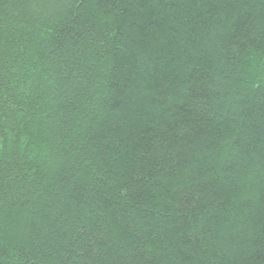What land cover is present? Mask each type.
I'll return each mask as SVG.
<instances>
[{"label": "trees", "instance_id": "trees-1", "mask_svg": "<svg viewBox=\"0 0 264 264\" xmlns=\"http://www.w3.org/2000/svg\"><path fill=\"white\" fill-rule=\"evenodd\" d=\"M0 264H264V0H0Z\"/></svg>", "mask_w": 264, "mask_h": 264}]
</instances>
